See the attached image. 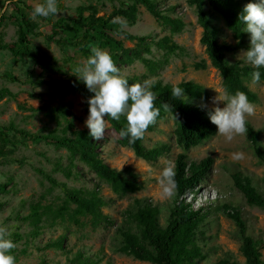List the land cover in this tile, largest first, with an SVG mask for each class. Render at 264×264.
Masks as SVG:
<instances>
[{
    "label": "rangeland",
    "instance_id": "rangeland-1",
    "mask_svg": "<svg viewBox=\"0 0 264 264\" xmlns=\"http://www.w3.org/2000/svg\"><path fill=\"white\" fill-rule=\"evenodd\" d=\"M23 1L25 4L19 3ZM131 0H57L58 14L48 18H30L32 4L37 0H0V15L6 16L0 25V45L11 44L16 39L17 27L14 18L22 15L41 35L29 34L30 44L49 62L59 68L52 74L41 69L27 57L14 58L9 50L0 49V90L7 89L11 95L0 94V131H4L12 142L0 140V228L5 229L7 238L15 243L11 254L16 264H65L68 257L76 251L92 258L95 264H151L127 255L119 250V228H129L136 232V225L126 219L125 210L133 205V200L147 199L158 209V220L165 223L167 209L172 198L165 200L159 195L157 181L159 171L165 161L174 159L180 152L175 144L172 130L175 126L173 117L165 112L161 119L155 121L151 130H146L141 138L145 147L162 145L163 150L155 160L147 161L137 157L133 151L119 142L118 134L106 120L103 137L94 140L99 156L104 163L116 169L130 168L140 182V189L125 195L116 194L111 187L100 180L88 165L74 157L64 148L46 143L44 140L23 138L16 132L25 130L41 134H61L67 121L63 118H52L46 114L48 106H56L67 102L74 113L72 127L87 129L84 121L86 100L79 94L59 90L47 84L36 85L30 79H63L68 81L77 78L74 70L82 66L86 58L76 48L66 46L62 51L54 42L46 41L44 34H52L53 23L58 18L74 17L79 9L91 6L96 15H107L119 6ZM162 15L170 19H178L175 26L171 21L156 19L144 7L139 6L134 24H128L123 17L115 16L112 20L119 22L120 29L137 36H147L146 45L140 46L135 40L123 39L127 48L139 50L143 61L130 54L115 65L127 76H137V82L160 80L166 84H177L190 81L203 86L207 90L205 99H194L191 104H199L209 114L215 107H223L222 101L214 102L217 95L225 93L222 77L214 68L200 43L201 27L197 22L196 8L188 0H153ZM26 5V6H25ZM11 9V11H8ZM212 26L217 30L219 41L233 43L235 41L223 18L213 11L205 2ZM88 14V10H83ZM169 36L181 46L180 50L167 53L155 45L158 39ZM54 38L59 34H53ZM226 52L230 62L242 59V51ZM241 54V55H240ZM240 55V56H239ZM200 64V65H198ZM8 75L16 78L11 81ZM7 76V77H6ZM247 87L257 95L254 113L247 122L260 130L258 140L264 147V83L253 78L245 80ZM11 127V128H10ZM69 132V130H67ZM190 160H199L206 156L213 158V163L205 177L193 188L182 194L185 202L194 209L211 205L205 220L195 231V243L205 255L198 259V264L214 263L221 258L238 262L244 261L240 249V237L235 222L224 212L238 211L245 220L247 233L259 240V252L264 259V210L250 206L244 202L240 193L234 188L228 169H238L243 175L250 177L264 196V164L255 158L249 148L246 135H234L231 140L216 133L213 137L187 151ZM152 168V175L145 173L147 167ZM50 174L57 181L65 183L67 188L94 190L106 204L101 207L109 221L95 226L90 216L79 217L77 222L71 221L63 212L57 215V209L67 204L64 192L59 187H52L40 172ZM69 172V174H66ZM229 207L223 208L222 203ZM35 203L46 206L47 214L39 223L38 234L32 235L33 226L29 220H23L31 206ZM52 210V211H50ZM16 234L20 237L16 238ZM63 248L46 247L50 240H60Z\"/></svg>",
    "mask_w": 264,
    "mask_h": 264
},
{
    "label": "trees",
    "instance_id": "trees-1",
    "mask_svg": "<svg viewBox=\"0 0 264 264\" xmlns=\"http://www.w3.org/2000/svg\"><path fill=\"white\" fill-rule=\"evenodd\" d=\"M205 2L223 18L227 28L232 31L235 39L233 43L218 40L217 30L212 26L207 11L204 9ZM248 2L249 0H188V3L196 8L197 22L202 29L199 39L200 43L204 46V51L211 65L221 75L225 92L229 94L238 91L243 92L250 102H257L256 93L245 84V80L253 78L252 73L257 71V69L245 63L243 58L230 62L225 57L226 52H234L248 47V34L241 32L242 26L237 18L238 13L241 12L243 6ZM19 3L25 4L23 1H19ZM139 6L144 7L158 20L171 21L175 26L180 21L162 15L153 0H131V2L127 3L119 1V6L107 15H96L95 9L88 6L79 9L74 17L58 18L53 23L52 34H44L43 37L47 42H54L62 51L65 50L66 46L76 48L85 58L91 54L90 50L92 47H99L111 55L114 64L132 54L149 65L151 63L149 59L143 58L138 49L134 50L125 47L123 39L119 36H123V38L128 40H135L138 45L144 46V48H148L146 45L148 37L130 34L120 29L119 22L112 20L113 17L120 16L128 24H134ZM86 9L88 14L85 15L83 10ZM5 17L4 13L0 15V25ZM13 22L17 27L16 39L11 44H1L0 49L9 50L14 58H29L42 72L58 73L59 68L49 62L30 44L29 34L37 36L42 33L35 31L33 25L23 15L20 19L14 18ZM53 34H59V37L54 38ZM155 45L160 49H164L167 53H173L181 49V46L169 36L158 39L155 41ZM258 71L260 73L258 80L264 83V67L258 69ZM8 78L11 81L16 80L12 75H8ZM128 78L130 83L137 82L138 79L137 76H128ZM28 82L36 85L47 84L59 90H68L81 95L85 100L91 95L83 83L75 77L68 81L38 78L35 80L30 79ZM175 85L184 89L186 99H177L172 96L171 89ZM151 90L156 94V99L153 102L154 106L159 109L156 121L161 119L165 112H168L175 121L172 133L176 146L180 148V152L176 154L174 159L175 195L167 209L164 225L159 223V209L155 204L147 199L135 198L133 205L126 208L125 216L126 219L136 225V232H132L129 228L121 227L118 229L121 237L119 250L135 259L147 261L151 264H198V259H204L205 255L195 243V231L198 225L205 220L211 205L194 209L185 202L182 194L186 189L193 188L201 181L213 163L211 156H206L199 160H190L187 155V151L191 147L202 144L216 134V126L210 122L206 108L199 104L190 103L194 99H205L207 90L203 86L190 81H182L172 85L162 83L160 80L154 81ZM0 94L11 95L7 89H1ZM165 103L169 105L167 110L162 107ZM84 111L88 113L87 103L84 106ZM46 114L52 118L60 117L67 121L65 128L61 130V134H41L19 129H16V132L23 138L30 140L41 139L46 143L62 147L72 157L78 155L79 160L88 165L96 176L107 183L116 194L125 195L140 189V182L130 168L116 169L104 163L99 156L97 144L88 135V129L72 127L71 122L75 115L71 111L69 103L63 102L56 106H48ZM105 119L118 134L120 144L131 149L137 157L152 161L160 156L163 150L162 145L145 147L141 139L129 144L127 137L120 136V130L126 128L127 124L124 115H121L118 121L112 120L110 117ZM152 125L146 130H151ZM246 129V139L253 156L264 164V147L261 146L258 140L260 130L253 128L248 122H246ZM0 140L2 142H12L4 131H0ZM40 172L52 187H59L64 192L67 204L74 205L72 209L66 205L59 207L57 215L62 216L64 212L67 218L74 222H77L79 217L89 215L93 226L103 221H109L108 216L101 211V207L106 202L94 190L86 191L81 188H67L65 183L57 181L50 174L43 171ZM228 172L234 188L240 193L244 202L264 210V196L261 194L258 185L250 177L243 175L238 169L230 167ZM66 174H69V172ZM222 207L225 209L229 206L223 202ZM46 208L49 207L35 203L31 206L30 212L22 216L23 220H29L33 226L32 235L38 234L41 218L47 214ZM224 214L235 222L244 261L238 262L228 258H221L214 263L208 264H264V259L261 258L259 252L260 242L255 236L247 233L245 220L242 218L241 213L238 211H227ZM18 237L20 236L16 234V238ZM61 242V239L50 240L45 246L63 248ZM95 263L92 258L85 256L81 251L73 253L65 262V264Z\"/></svg>",
    "mask_w": 264,
    "mask_h": 264
},
{
    "label": "clouds",
    "instance_id": "clouds-1",
    "mask_svg": "<svg viewBox=\"0 0 264 264\" xmlns=\"http://www.w3.org/2000/svg\"><path fill=\"white\" fill-rule=\"evenodd\" d=\"M11 11V9H8ZM58 14L57 0H37L30 11V18H48ZM238 22L242 31L248 34V47L242 51L244 62L257 71L252 77L258 80V69L264 67V0H249L241 12ZM91 54L82 66L77 67L72 74L83 83L91 93L86 99L88 114L84 125L88 135L93 140H100L106 127V117L118 121L121 115L126 118V128L120 130L121 137H127L128 143L141 139L146 129L152 125L159 115V109L154 106L156 94L151 90L154 81L129 82L114 64L111 55L104 49L92 47ZM241 55V54H240ZM239 55V56H240ZM174 98H185L184 89L175 85L171 89ZM222 101L223 107H215L208 118L216 126V133L231 140L234 135L246 133L247 118L254 113V105L243 92L217 95L214 102ZM166 110L168 104H163ZM148 176L152 168L145 169ZM160 197L168 200L174 197L176 183L174 164L165 161L157 176ZM15 243L7 238L5 229L0 228V264H16L10 250Z\"/></svg>",
    "mask_w": 264,
    "mask_h": 264
}]
</instances>
